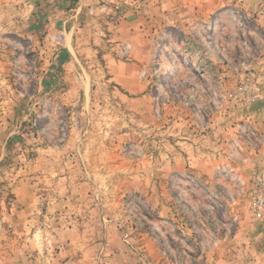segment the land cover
<instances>
[{"label": "rangeland", "instance_id": "1", "mask_svg": "<svg viewBox=\"0 0 264 264\" xmlns=\"http://www.w3.org/2000/svg\"><path fill=\"white\" fill-rule=\"evenodd\" d=\"M262 162L264 0H0V264H264Z\"/></svg>", "mask_w": 264, "mask_h": 264}, {"label": "built area", "instance_id": "2", "mask_svg": "<svg viewBox=\"0 0 264 264\" xmlns=\"http://www.w3.org/2000/svg\"><path fill=\"white\" fill-rule=\"evenodd\" d=\"M251 208L254 213L264 214V162L252 173Z\"/></svg>", "mask_w": 264, "mask_h": 264}, {"label": "bare ground", "instance_id": "3", "mask_svg": "<svg viewBox=\"0 0 264 264\" xmlns=\"http://www.w3.org/2000/svg\"><path fill=\"white\" fill-rule=\"evenodd\" d=\"M174 61L170 60L164 64V74L166 75V81L169 83L174 78Z\"/></svg>", "mask_w": 264, "mask_h": 264}]
</instances>
